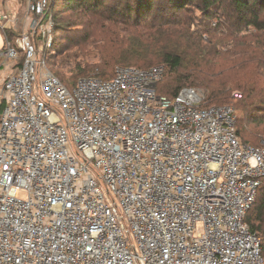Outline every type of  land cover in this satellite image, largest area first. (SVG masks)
Wrapping results in <instances>:
<instances>
[{
  "label": "built area",
  "instance_id": "1",
  "mask_svg": "<svg viewBox=\"0 0 264 264\" xmlns=\"http://www.w3.org/2000/svg\"><path fill=\"white\" fill-rule=\"evenodd\" d=\"M54 3L4 0L0 264H264L246 222L264 145L239 138L234 107L158 97L163 67L69 90L44 55Z\"/></svg>",
  "mask_w": 264,
  "mask_h": 264
},
{
  "label": "trees",
  "instance_id": "2",
  "mask_svg": "<svg viewBox=\"0 0 264 264\" xmlns=\"http://www.w3.org/2000/svg\"><path fill=\"white\" fill-rule=\"evenodd\" d=\"M53 12L50 50L65 57L54 75L69 90L160 66L158 97L190 87L203 107L233 106L239 138L260 147L250 142L264 137V0H55ZM246 222L264 256V178Z\"/></svg>",
  "mask_w": 264,
  "mask_h": 264
},
{
  "label": "rangeland",
  "instance_id": "3",
  "mask_svg": "<svg viewBox=\"0 0 264 264\" xmlns=\"http://www.w3.org/2000/svg\"><path fill=\"white\" fill-rule=\"evenodd\" d=\"M161 3H158L157 5H160ZM157 14H155L154 16H156ZM54 42V41H53ZM3 46V41H2V37H1V33H0V47H2ZM44 55H46L47 56V60L49 59V62L52 64V65H54V64H56L55 66H51V68L49 67V65H48V68L50 69V71L54 74L55 73V71L59 68V66L61 65V63H63V61H64V59H65V57L64 56H58L57 55V52H51V50H45L44 51ZM157 67H160V66H157ZM69 78H70V75H67ZM78 80V79H77ZM76 80V81H77ZM233 107V106H232ZM263 127V126H262ZM252 129L253 128H256V129H258V128H261V126H258V127H256V126H252L251 127ZM251 144H253V145H256V146H262V145H264V137H261V139H259L258 140V143H254V142H250ZM21 197L22 198H24L25 197V194H22L21 195Z\"/></svg>",
  "mask_w": 264,
  "mask_h": 264
},
{
  "label": "water",
  "instance_id": "4",
  "mask_svg": "<svg viewBox=\"0 0 264 264\" xmlns=\"http://www.w3.org/2000/svg\"><path fill=\"white\" fill-rule=\"evenodd\" d=\"M7 22V15L4 9V0H0V25L3 26Z\"/></svg>",
  "mask_w": 264,
  "mask_h": 264
}]
</instances>
